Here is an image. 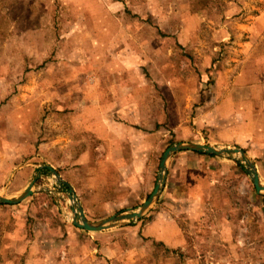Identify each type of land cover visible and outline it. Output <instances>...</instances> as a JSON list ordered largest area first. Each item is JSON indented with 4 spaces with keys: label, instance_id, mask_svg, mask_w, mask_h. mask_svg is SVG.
<instances>
[{
    "label": "rangeland",
    "instance_id": "obj_1",
    "mask_svg": "<svg viewBox=\"0 0 264 264\" xmlns=\"http://www.w3.org/2000/svg\"><path fill=\"white\" fill-rule=\"evenodd\" d=\"M262 57L264 0H0L2 185L14 166L22 168L2 194L17 200L12 193L41 174L34 197L0 205V264H264V195L239 161L224 158L235 167L217 185L227 199H159L141 221L100 232L122 245L112 259L91 238L96 234L74 228V202L49 171L38 169L52 161L91 222L137 212L156 186L163 153L178 143L177 128L184 134L206 114L203 92L216 83L230 86L248 61L259 65ZM131 83L155 108L156 150L140 165L147 164L140 175L150 172L148 181L137 185L117 171L119 157L96 152L93 163L110 159L113 172L108 195L91 199L74 155L47 149L38 157L28 145L26 157L17 158L2 141L19 123L32 147L36 136L65 137L83 97L104 106ZM245 151L264 185V147ZM12 158L21 164L11 165ZM161 206L184 232L182 248L136 235Z\"/></svg>",
    "mask_w": 264,
    "mask_h": 264
},
{
    "label": "crops",
    "instance_id": "obj_2",
    "mask_svg": "<svg viewBox=\"0 0 264 264\" xmlns=\"http://www.w3.org/2000/svg\"><path fill=\"white\" fill-rule=\"evenodd\" d=\"M252 63L256 67L262 65L261 69H250L253 67ZM86 98L83 97L82 109L74 114V119H71L70 130L67 131L68 135L66 134L65 137L61 135L48 139L36 136L35 146L32 147L33 142L28 144V139L24 134L26 132H23L24 127L21 123L18 124V128L13 127L17 137L14 133L5 132V138L2 141L8 145L6 148L9 154L17 158L26 157L28 145L34 148L38 157L42 156L47 149L54 152L65 150L63 152L68 156H75L73 161L76 165H81L80 170L85 176L84 183L89 192L93 189L91 199H102L108 195L106 192L111 181L109 173L113 172L110 164H106L111 162L110 159H106V163L96 161L93 163L94 159L91 157H94L96 152H100L101 157L103 153L119 157L121 164L117 171L121 174L123 172L128 179H134L137 185L143 178L148 181L152 174L148 172L146 176L140 175L146 172L147 164L144 165V169H141L140 165L145 159L153 156L156 150L155 140L158 135L150 132L156 120L153 100L140 97L139 87L133 83L126 86L124 90H117L104 106L103 103L99 105L98 102L92 101L91 97H89L90 101ZM203 98L201 105L206 114L184 134L180 133V127L177 128L179 133L176 141L178 143L239 147L243 151L250 144L264 147L262 136V130L264 131V124L262 127V122H264V57L259 65L257 59L251 63L248 61L230 86L216 83L208 91L203 92ZM185 104H183L184 107ZM76 140L79 143H76ZM103 160L101 158V161ZM226 160L222 157H211L193 152H180L174 155L168 163L166 185L159 199H227L223 197L226 193L220 191L221 188L217 186L222 183L224 179L222 176H229V171L233 174L235 169L233 165L225 163ZM20 161V159H10L13 166ZM18 164L20 165L21 162ZM50 164L44 166H50L58 173V167L52 161ZM15 167L11 170L12 174L8 175L11 179L9 178L5 187L2 185L0 175V195L4 193L5 188L7 189L12 182H15L14 179L18 177L16 175L21 173V166L18 170ZM121 176L119 178H122ZM225 178L228 179V177ZM68 184L75 190L70 183ZM27 186L28 184L22 189L18 188L20 190L12 194L20 195ZM82 207L85 212L84 206ZM85 216L90 220L86 212ZM150 220L143 228L135 229L138 237L141 234L142 241L146 239L162 244L170 250L182 248L186 244L185 234L176 224V219L163 207ZM74 228L76 229L75 226ZM76 230L83 232L78 228ZM89 234H96V236H90L94 240H99L100 252L107 259H112L120 253L122 245L115 239L116 237L111 239L106 237L107 235H98L101 234L100 232Z\"/></svg>",
    "mask_w": 264,
    "mask_h": 264
},
{
    "label": "water",
    "instance_id": "obj_3",
    "mask_svg": "<svg viewBox=\"0 0 264 264\" xmlns=\"http://www.w3.org/2000/svg\"><path fill=\"white\" fill-rule=\"evenodd\" d=\"M180 152H193V153L205 154L208 156H215L222 158L228 157L236 161H239V163L241 162V164L245 165V170L247 171L254 185V188L256 189V192L258 194L264 195V185L261 183L255 164L247 155V153L241 150L240 148L214 147L211 145L194 144V143H177L169 147L162 155L160 161L158 180L155 189L151 194V196L148 198V200L143 203V205L139 208L137 212L128 213L125 215H116L110 218L99 220L97 222H91L86 218L85 212L76 196L75 190L68 183L63 181L61 177L58 175V173L52 167L43 166L40 167L39 169L40 170L46 169L47 171H49V174L54 175L58 185H60L61 188L66 189L69 198L71 199L72 202H74L75 217L72 220L73 226L88 233H98L109 229L133 224L144 219V217H146L152 211L154 205L157 203L160 196L162 195V192L166 185V179L168 174V163L170 159L174 155ZM40 176L41 174H39L34 180H32V182L28 185L26 190L22 192L19 195L18 199L15 201L10 200L5 195L1 194L0 205H5V206L18 205L27 198L32 197L34 195V191H33L34 186L38 180V177Z\"/></svg>",
    "mask_w": 264,
    "mask_h": 264
},
{
    "label": "trees",
    "instance_id": "obj_4",
    "mask_svg": "<svg viewBox=\"0 0 264 264\" xmlns=\"http://www.w3.org/2000/svg\"><path fill=\"white\" fill-rule=\"evenodd\" d=\"M201 155H204V154H201ZM211 157H215V156H211ZM1 206H3V205H1ZM84 233H87V232H85V231H83Z\"/></svg>",
    "mask_w": 264,
    "mask_h": 264
},
{
    "label": "bare ground",
    "instance_id": "obj_5",
    "mask_svg": "<svg viewBox=\"0 0 264 264\" xmlns=\"http://www.w3.org/2000/svg\"><path fill=\"white\" fill-rule=\"evenodd\" d=\"M53 177H54V175H52ZM55 178V177H54ZM55 180H56V178H55ZM56 182H57V180H56Z\"/></svg>",
    "mask_w": 264,
    "mask_h": 264
}]
</instances>
